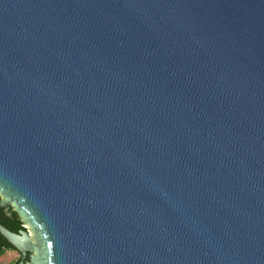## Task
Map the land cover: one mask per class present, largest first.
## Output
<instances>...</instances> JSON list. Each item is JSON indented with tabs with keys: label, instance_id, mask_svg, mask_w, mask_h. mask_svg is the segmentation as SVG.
<instances>
[{
	"label": "water",
	"instance_id": "1",
	"mask_svg": "<svg viewBox=\"0 0 264 264\" xmlns=\"http://www.w3.org/2000/svg\"><path fill=\"white\" fill-rule=\"evenodd\" d=\"M0 198L26 264H264V0H0Z\"/></svg>",
	"mask_w": 264,
	"mask_h": 264
},
{
	"label": "flooded vegetation",
	"instance_id": "2",
	"mask_svg": "<svg viewBox=\"0 0 264 264\" xmlns=\"http://www.w3.org/2000/svg\"><path fill=\"white\" fill-rule=\"evenodd\" d=\"M0 200H1V198H0ZM8 211L10 212V216H7L3 207L0 206V225H2L4 227H6L4 222L10 221L11 223L15 224L16 221H18V220H16V218H14L12 216V211H14L13 207H9ZM18 217H19V215H18ZM19 219H20V222L22 224V229H23L24 225H23L20 217H19ZM15 226L20 227L18 222L16 223ZM18 230H20V229H18ZM8 244H9V242L0 234V256H2L5 252L11 250V251H14L16 253V257L13 258L14 260H13L12 264H26V263L30 262V256L32 253L27 251L25 255H21L16 249L8 248Z\"/></svg>",
	"mask_w": 264,
	"mask_h": 264
},
{
	"label": "trees",
	"instance_id": "3",
	"mask_svg": "<svg viewBox=\"0 0 264 264\" xmlns=\"http://www.w3.org/2000/svg\"><path fill=\"white\" fill-rule=\"evenodd\" d=\"M12 216L14 218H16V220H18V221H16V223L18 222V224L20 225V227L15 226L16 223L13 224L10 221L4 222V224L6 225V228H8L9 230L14 231V232H17L18 229H22V224L20 222V219H19L18 215L14 211H12ZM8 248H12L13 249V247L10 244H8Z\"/></svg>",
	"mask_w": 264,
	"mask_h": 264
},
{
	"label": "rangeland",
	"instance_id": "4",
	"mask_svg": "<svg viewBox=\"0 0 264 264\" xmlns=\"http://www.w3.org/2000/svg\"><path fill=\"white\" fill-rule=\"evenodd\" d=\"M16 257V253L14 251H7L2 256H0V264H12L13 258Z\"/></svg>",
	"mask_w": 264,
	"mask_h": 264
}]
</instances>
